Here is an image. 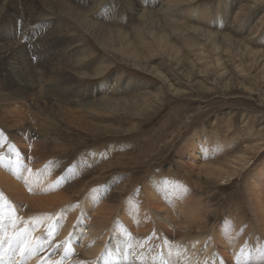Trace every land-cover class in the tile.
Listing matches in <instances>:
<instances>
[{"label": "rangeland", "instance_id": "rangeland-1", "mask_svg": "<svg viewBox=\"0 0 264 264\" xmlns=\"http://www.w3.org/2000/svg\"><path fill=\"white\" fill-rule=\"evenodd\" d=\"M9 2L5 9L0 6V42L17 48L16 66L37 87H33L31 94L34 98L31 92L14 95L13 83L4 80L0 73V165L13 170L14 180L21 170L23 175H39L35 167L28 166L34 165L31 157L35 164L52 165V174L43 179L46 185L42 183V191H48L46 196L52 195V191L63 192L66 204L37 227L42 236L47 235L53 242L59 241L62 234V247L68 246L52 250L47 260L57 261L60 257V264L79 262L82 251L70 245V238L75 237L77 229L85 234V222L88 226L93 224L91 227L95 225L96 202H103L108 210L103 212H108L105 214L114 224L118 220L115 212L134 197L142 207L151 208L142 214L140 222L147 227L146 236L139 233L136 222L132 227L135 233L126 224L118 223L117 236L127 232L135 241L149 242L155 248L168 244L177 250L179 241L185 240L183 237L196 239L211 234L219 223L236 226V221H242L239 227L246 233L240 235L245 247V251L240 250V264H264V258L259 256L264 250V232L255 222L258 217L254 216L253 197L249 194L254 175L264 196V0ZM140 14L148 16L145 22L138 23ZM78 19H84V25H77ZM151 31L156 32V38ZM164 35L178 53L176 60L168 54V45L157 43V38ZM108 38L112 44L107 43ZM125 39L131 48L122 50L118 45L124 46ZM128 50L130 54H126ZM132 52L136 59L132 60ZM43 86L52 88L53 97L57 96L51 98V105L38 97V90L45 89ZM105 101L109 107L103 105ZM98 102L103 106H91ZM48 104L54 107L48 110ZM57 106L62 108L57 110ZM234 157L243 162L229 164ZM226 163L228 167L219 172L224 173L222 176L215 171L210 172L213 176L207 174ZM153 183L158 185L159 195L152 191L161 203L149 202L146 196ZM23 185L24 194L30 195V187ZM167 190H176L169 211L173 210L181 220L191 219L196 203L204 204L201 212L193 213L196 225L190 227L187 235L182 225L164 214L168 204L163 195ZM10 193L11 196L0 190V201L12 207L11 215L20 226L15 232L28 234L34 220L43 214L39 211L32 215L34 210L27 209L28 203ZM93 193L99 195L94 207L88 210L83 200ZM154 211L159 215L155 217ZM25 221L29 222L23 224ZM154 221L162 222L173 235L159 236ZM104 223L107 229L108 221ZM70 226V234L65 237L64 229ZM10 237L0 232L1 244ZM48 244L47 241L44 250L49 248ZM13 247L9 246L12 251ZM228 252L225 258L229 264H239L232 260V251ZM218 255L215 263L227 264Z\"/></svg>", "mask_w": 264, "mask_h": 264}, {"label": "bare ground", "instance_id": "bare-ground-1", "mask_svg": "<svg viewBox=\"0 0 264 264\" xmlns=\"http://www.w3.org/2000/svg\"><path fill=\"white\" fill-rule=\"evenodd\" d=\"M8 1H11L12 3V0H0V6H2L3 8L2 9H5L7 8V4H8ZM15 2H17V0H14ZM26 2L28 1H31V2H38L40 0H25ZM55 2V0H53ZM62 2V0H60ZM134 1V0H133ZM136 1V0H135ZM14 2V3H15ZM44 2V1H43ZM64 2V1H63ZM7 3V4H6ZM9 2V4H11ZM46 3V1H45ZM67 3V2H66ZM13 4V3H12ZM31 5V3H29ZM63 4V3H61ZM70 4V3H68ZM140 4V3H139ZM34 5V4H33ZM36 5V4H35ZM38 5V4H37ZM36 5V6H37ZM54 5V4H53ZM58 5V4H57ZM7 6V7H6ZM13 6V5H12ZM17 6V5H16ZM29 6V5H28ZM48 6V5H47ZM52 6V5H51ZM56 6V4H55ZM64 5H62L63 7ZM31 7V6H30ZM39 7V6H37ZM43 7V6H42ZM49 7V6H48ZM58 7V6H57ZM60 7V5H59ZM61 7V8H62ZM65 7V6H64ZM13 8V7H12ZM16 8V7H15ZM74 8V7H73ZM136 8V7H135ZM1 9V8H0ZM35 9V8H34ZM33 9V10H34ZM41 9V8H40ZM47 9V8H46ZM38 10V9H37ZM74 10V9H73ZM6 11H8V9H6ZM40 11V10H39ZM51 11V10H50ZM53 11V10H52ZM59 11V10H58ZM62 11V10H60ZM3 12V11H2ZM17 12V11H16ZM32 12V10H31ZM78 12V11H77ZM4 14L6 12H3ZM13 13V12H12ZM34 13V12H32ZM8 14V13H7ZM67 14V13H66ZM69 14V13H68ZM78 14H82L80 12H78ZM1 15V13H0ZM6 15V14H5ZM75 15L76 12H75ZM8 16V15H7ZM31 16V15H30ZM68 16V15H67ZM71 16V15H70ZM73 16V15H72ZM12 17V16H10ZM15 17V16H13ZM85 17V16H84ZM1 18V16H0ZM5 18V17H4ZM69 18V17H68ZM76 18V17H75ZM137 18V17H136ZM148 16L147 15H142L140 14V17H138L137 21L138 23H142V22H145V19H147ZM12 19V18H11ZM17 19V17H16ZM151 19V18H150ZM154 19V18H153ZM9 20V19H8ZM73 20V19H72ZM89 20V19H88ZM149 20V19H148ZM4 21V20H3ZM2 21V22H3ZM10 21V20H9ZM14 21V19H13ZM37 21V19H36ZM0 22H1V19H0ZM11 22V21H10ZM39 22V21H38ZM5 23V22H4ZM14 23V22H13ZM2 24V23H1ZM44 24V23H43ZM52 24V23H51ZM84 25V19H78L77 20V25ZM15 25V23L13 24ZM2 26V25H1ZM12 26V24H11ZM16 26V25H15ZM53 26V25H52ZM94 26V25H93ZM4 27V26H3ZM79 27V26H78ZM91 27V25H90ZM147 27V26H146ZM154 27V26H153ZM9 28V27H8ZM14 28V27H13ZM42 28V27H41ZM149 28V27H147ZM15 29V28H14ZM95 30H97L96 28H94ZM93 29V30H94ZM152 29V28H151ZM158 29V28H157ZM45 30V29H44ZM85 30V29H84ZM150 30V29H149ZM25 31V30H24ZM27 31V30H26ZM83 31V30H82ZM100 31V30H99ZM104 31V30H102ZM148 31V30H147ZM155 31V30H154ZM158 31V30H156ZM94 32V31H93ZM92 32V33H93ZM97 32V31H96ZM26 33V32H24ZM85 33V32H83ZM87 33V32H86ZM99 33V32H98ZM101 33V32H100ZM27 34V33H26ZM34 34V33H33ZM47 34V33H46ZM95 34V33H94ZM97 34V33H96ZM140 34V32H139ZM149 34V33H148ZM151 35H153L155 38H156V32H153L151 31L150 32ZM50 35V34H49ZM85 35V34H84ZM87 35V34H86ZM100 35V34H99ZM116 35V34H115ZM40 36V35H39ZM121 36V35H120ZM146 36V35H144ZM152 36V38H153ZM36 37V36H35ZM45 37V36H44ZM110 38L112 37L113 39V36H109ZM117 37V36H116ZM26 38V37H25ZM30 38V36H29ZM107 38V37H106ZM108 38L107 39V43L110 44L111 43V39ZM125 38V37H124ZM48 39V38H47ZM46 39V40H47ZM151 39V38H150ZM158 41L157 43H162L164 44V46H169L167 47L168 49L167 50H171L168 54H170V57L172 56V59L173 60H176L177 57H178V53L176 52V50L173 49V47L171 46V44L168 42L167 38L164 36H161L160 38H157ZM209 39V38H208ZM44 38L42 39V43L43 42ZM39 41V40H38ZM106 41V40H105ZM2 42V41H1ZM0 42V73H2L3 75V79L4 80H9L10 82L13 83L12 85V89L15 93L14 95H18V93H30V95L33 93V87L35 88V83L31 82L32 79L27 77L26 76V72L21 68H18L16 66V64L18 65V57H17V48H14L13 46L10 45V47H8V42H4V43H1ZM32 42V41H31ZM40 42L39 45H41L42 43ZM50 42V41H49ZM57 42V41H56ZM115 42V41H114ZM39 43V42H38ZM55 43V41H54ZM53 43V44H54ZM123 43V42H122ZM10 44V43H9ZM17 44V43H16ZM35 44V43H34ZM112 44V43H111ZM38 45V44H36ZM48 46V45H47ZM120 47V49H124V48H131V44L128 42V39H125L124 40V46L123 44L121 45H118ZM159 46V45H158ZM238 47V46H237ZM23 48V47H21ZM60 48V47H59ZM112 48L114 49V46L112 45ZM164 48V47H163ZM213 48H216L213 47ZM83 49V48H82ZM119 50V49H118ZM132 50V49H130ZM130 50H128V53L126 54H130ZM246 50V49H245ZM20 51V50H19ZM18 51V52H19ZM24 51V49L22 50ZM53 51V50H52ZM166 51V50H165ZM144 52V51H143ZM164 52V50H163ZM168 51H166L167 53ZM110 53V52H109ZM134 58L133 59H136L137 58V55L135 52H132ZM19 55V53H18ZM42 55V54H41ZM58 55V54H57ZM22 57V55H20ZM169 56V55H168ZM260 56V54H259ZM25 57V56H23ZM130 57V56H129ZM256 57V56H255ZM43 58V57H42ZM182 58V57H181ZM20 59V58H19ZM44 59V58H43ZM23 60V59H22ZM172 60V61H173ZM50 61V60H49ZM53 61V60H52ZM23 62V61H22ZM29 62V61H28ZM57 62V61H56ZM82 62V61H81ZM134 62V61H133ZM136 62V61H135ZM134 62V64H135ZM31 63V62H30ZM78 63V62H77ZM76 63V65H77ZM138 62H136L135 65H137ZM140 63V62H139ZM28 64V63H27ZM55 64V63H54ZM80 64V63H79ZM78 64V65H79ZM40 65V64H39ZM81 65V64H80ZM53 66V65H51ZM75 66V64H74ZM139 66V65H138ZM64 68V67H63ZM58 70V69H57ZM56 70V71H57ZM60 72V71H59ZM33 73V72H32ZM32 73L30 75H32ZM58 73V72H57ZM61 73V72H60ZM59 73V74H60ZM58 74V75H59ZM75 74V73H74ZM100 74V73H99ZM57 75V76H58ZM64 75V74H63ZM62 75V76H63ZM66 75V74H65ZM33 76V75H32ZM57 76H55L57 78ZM61 78V76H58ZM68 77V75H67ZM66 77V78H67ZM82 77V76H81ZM98 77V75H97ZM34 78V77H33ZM37 78V77H36ZM35 78V80H36ZM72 78V76H71ZM63 79V77L61 78ZM60 79V80H61ZM3 80V81H4ZM41 79H39L40 81ZM59 80V79H58ZM76 81V80H75ZM5 83V82H4ZM7 83V82H6ZM37 83H39L37 81ZM10 84V83H9ZM198 84V83H197ZM234 84V83H233ZM8 85V83H7ZM66 85V84H65ZM235 85V84H234ZM4 86V85H3ZM68 86V85H66ZM71 86H72V83H71ZM236 86V85H235ZM6 87V86H5ZM4 87V89H5ZM37 87V86H36ZM40 87V86H38ZM44 87V86H43ZM51 87V86H50ZM70 87V86H69ZM42 88V87H41ZM45 89L42 91L38 90V93H39V96H42L43 99H45L46 102H48L50 105L54 103V99H51L53 97L52 94H54L52 92V90L50 88H48V86H45L44 87ZM50 90H48V89ZM63 88V87H62ZM7 89V87H6ZM38 89V88H37ZM12 91V92H13ZM11 92V91H10ZM35 92V91H34ZM101 93V92H100ZM35 94V93H34ZM12 95V96H14ZM21 95V94H20ZM24 95V94H23ZM22 95V96H23ZM29 95V96H30ZM33 95V94H32ZM31 95V96H32ZM19 96V95H18ZM28 96V94L26 95ZM30 96V97H31ZM36 96V95H35ZM55 97V96H54ZM53 97V98H54ZM57 97V96H56ZM55 97V98H56ZM29 98V97H28ZM32 98H34V96H32ZM32 98L30 99L32 101ZM59 98V97H58ZM14 99V98H13ZM21 99V98H19ZM35 100V99H34ZM39 100V98H38ZM24 101V100H22ZM20 101V102H22ZM57 101V100H56ZM67 101V100H66ZM72 101V100H71ZM107 101V100H106ZM105 101V102H106ZM112 103V100H108ZM35 102V101H34ZM39 103V102H38ZM41 103V102H40ZM39 103V104H40ZM72 103V102H71ZM79 103V102H78ZM47 104V103H46ZM48 104V110L51 109L52 106H49ZM57 104V103H56ZM61 104V102H60ZM15 105V104H14ZM45 105V104H43ZM102 104H100L99 102L98 103H93L91 106H93L95 109L99 106H101ZM104 106L106 107H109V102L107 103H104L103 104ZM102 105V106H103ZM42 106V105H41ZM47 106V105H46ZM112 106L113 103H112ZM45 108V106H43ZM23 108V107H22ZM43 108V109H44ZM62 106H57V110L61 109ZM69 108V107H68ZM92 108V107H91ZM103 108V107H102ZM43 109H42V112H43ZM47 109V108H46ZM56 109V108H54ZM53 109V110H54ZM66 109V108H65ZM104 109V108H103ZM110 109V108H108ZM17 111V108L15 107L14 111ZM23 110V109H22ZM52 110V111H53ZM89 110H92V109H89ZM100 110V108H99ZM25 111V110H24ZM66 111V110H65ZM69 111V110H68ZM13 112V111H12ZM20 112V111H18ZM17 112V113H18ZM28 112V111H27ZM46 112V111H45ZM63 112V111H62ZM9 113L10 110H9ZM69 113V112H67ZM19 114V113H18ZM40 114V113H39ZM92 114V113H91ZM16 115V114H15ZM41 115V114H40ZM20 116V115H19ZM18 116V117H19ZM23 116V115H22ZM70 116V115H69ZM15 117V116H14ZM25 117V116H24ZM37 117H40V116H37ZM66 118V117H65ZM24 119V118H23ZM42 119V118H41ZM20 120V119H18ZM18 123V122H17ZM19 124V123H18ZM24 124V123H23ZM16 125V123H15ZM14 125V126H15ZM28 129V128H26ZM20 130V129H19ZM25 130V129H24ZM19 136V135H18ZM17 137V136H15ZM16 139V138H15ZM22 141V140H21ZM24 141V140H23ZM44 143V142H43ZM6 144V143H5ZM21 145V143H20ZM36 145V144H35ZM45 145V144H44ZM37 146V145H36ZM22 147V146H21ZM42 148V147H41ZM201 156V155H200ZM195 158V157H194ZM193 158V159H194ZM198 158V157H197ZM201 158V157H200ZM32 161H33V164L34 165H28L30 167H35V169L37 170V172H39V175H36V173H34L33 175H28L27 173L25 175H23L21 173V171H19V173L17 175H19L17 177L16 180L12 179L13 177V170L9 171L7 170L6 168L3 169V167L0 165V184L1 185H4L6 187H3V186H0V190L2 191H5L7 195H10L11 196V193H13V197L16 196V199L18 198H21L20 200H24L25 203H28V206L29 208H27L29 211H31V208L32 210L34 211H31L30 213H32V215L34 214V212H39L42 213L43 215L39 218V219H35L34 220V225L35 227L37 226V224L43 220L44 218L48 217L49 215H55L56 214V211L60 208V207H63V204H66V201L62 200L64 199V196H62V193L61 194L58 192V194H53V191H52V195L50 196H46L47 192H43L42 190L44 189L42 187V183L43 182V179H46L48 177H50V175L52 174L51 170H52V165H48V163L46 162H43L40 164H35L36 160H34V157H31ZM191 159V158H190ZM26 160V159H25ZM91 160V159H90ZM204 160V159H203ZM108 161V160H107ZM196 161V160H195ZM243 161H240V158H237V157H234L232 160L228 161L229 164H233V165H238V163H242ZM101 163V162H100ZM105 163V162H104ZM196 163V162H195ZM221 164L220 167H215L213 168V170H207V174L210 173V172H214L215 173H219L220 171H223L225 170L228 166L227 164ZM52 164V163H51ZM67 164V163H66ZM186 165L187 164H190L188 162L185 163ZM191 165V164H190ZM196 165V164H195ZM200 165V164H199ZM198 165V166H199ZM245 165V164H244ZM188 166V165H187ZM192 166V165H191ZM204 166V165H203ZM208 166V164H207ZM90 167V166H89ZM210 167V166H209ZM10 168V167H9ZM86 168V167H85ZM198 168V167H196ZM199 168H202V166H200ZM206 168V167H205ZM204 168V169H205ZM242 168V167H241ZM41 169V170H40ZM207 169V168H206ZM205 169V170H206ZM210 169V168H209ZM237 169V168H236ZM58 170V169H57ZM62 171V170H61ZM204 171V170H203ZM229 171V170H228ZM57 172V171H56ZM59 172V171H58ZM72 172V171H71ZM224 172V171H223ZM230 173V171H229ZM71 174V173H70ZM199 174V173H198ZM220 174V173H219ZM224 173H221L219 176H222ZM233 174V173H232ZM210 176H213L211 173L208 174ZM215 175V174H214ZM71 176V175H70ZM78 176V175H77ZM218 176V175H216ZM208 177V176H207ZM215 177V176H214ZM217 178V177H216ZM71 179V178H70ZM76 179V177H75ZM66 180H69V179H66ZM211 180V179H210ZM55 181V180H54ZM184 180H182L183 182ZM25 183V186L27 187H30V192L31 194L30 195H27V194H24V190L22 188V186H24L23 184ZM47 183H50V182H47ZM73 183V182H72ZM78 183V182H77ZM150 183V182H149ZM45 184V183H44ZM67 184V183H66ZM97 184V183H96ZM100 184V183H99ZM39 185H40V188H39ZM46 185V184H45ZM81 185V184H80ZM47 188V186H45ZM74 187V186H73ZM149 189L148 191L146 192V196L147 198L149 199V202L152 201L154 203H161V200H160V197L159 196H156L153 191L159 195V188H158V185L153 183V184H150L149 186ZM249 187H250V191H249V194L253 197V200L251 201L252 205H253V208H254V216L255 214L257 215L258 217V220L255 219V222L259 224V226L261 227V230L264 232V196H263V193H262V186L261 184L259 183L258 181V178L254 175H252L251 177V181L249 183ZM5 188L6 190H3ZM76 188V187H75ZM78 188V187H77ZM71 190V188H70ZM153 190V191H152ZM10 191V192H9ZM50 192V191H49ZM46 193V194H45ZM166 194H164L163 196L166 198V201L168 206L165 208V215H170L171 218L175 221V224L179 223L178 225H182L185 229L184 233L185 235L189 234V229L191 226L193 225H196L193 221V218H194V212H201V206L204 205H200L201 201L198 202V204L196 203L193 207H192V215H191V219L189 218H184L183 220L179 219L178 216H175L174 215V211L171 210L169 211V208L173 206V202H172V198L175 196L176 194V190H172V191H169L167 190L165 192ZM5 194V193H4ZM99 195V194H98ZM97 193H93L89 199H87V196L85 197V199L83 200V204L86 206L84 208H87L88 210L93 206L94 202L97 200V197H98ZM6 197V196H5ZM12 197V198H13ZM239 198V197H238ZM13 200V199H12ZM66 200V199H65ZM14 201L17 203V204H20L22 205L18 200H13V203ZM30 201V202H28ZM61 201V203H59ZM99 202V201H98ZM98 202H96V209H95V212L97 216L94 217V220H96V222H93L95 225L91 227V224L90 226L89 223L87 225V223L85 222V234L83 235L78 229L76 230V233H75V237H72L70 238V244L71 246L74 248V247H77L78 251L81 250L83 254V260L78 263V264H216L215 263V258L218 257V253L221 254V256L223 258L226 257V251L228 252V250H231L232 251V254H234V259H236L237 263H242V261L240 260V255H241V252L240 250H244L245 251V247L244 245L242 244L243 241H241V232H243V230L241 231V228L239 227V225L242 223L239 222V221H236L238 224L235 225H231L229 224L228 222H224V223H219L216 228H214V230H212L211 234H206V235H202L200 236L199 238H196V239H191V238H184L185 240H182V241H179V245H178V249L175 250L176 254H172L171 252V248L168 246V244H165L163 246V251L162 252H157L155 251L153 248L154 246H149V242H143L140 240L141 243H143L139 249H134L133 247V244H132V241L131 239H129L128 237H122L121 239V236H117V233H118V230H117V224L118 223H123V224H126L132 232L135 231V228H132L133 227V223L136 222V224L139 225V233L141 234H146V230H147V227H142V224L140 223L142 221V214L145 212V211H151V208H144L142 207L143 204L140 203L139 205V200L137 201L136 198H130L129 200H127V202H125L122 207L119 208V210H117L115 212V216L116 218L118 219L116 221V223L112 224V220L109 221V218L108 216L105 214V213H108V212H103L105 209L106 206H103L102 203L99 204ZM108 202V201H107ZM99 204V205H98ZM118 204V203H117ZM98 205V206H97ZM102 205V206H101ZM106 205V204H105ZM199 205V206H198ZM66 206V205H65ZM110 206V205H109ZM113 206V205H112ZM18 207V206H17ZM24 207V206H23ZM94 207V206H93ZM104 207V208H103ZM114 207V206H113ZM203 208V207H202ZM207 208V207H206ZM75 209V208H74ZM107 209H108V206H107ZM10 210V206L5 204L4 202H0V222L2 223V230H1V233L2 235H11V237L6 240L5 244L9 243V241L11 240L12 243L16 246V249L15 251H10V250H7L5 249L3 253H0V257H2V259H0V264H48L46 262V259L44 258H39L42 254V251H47V250H44L43 248H40L39 246H44L46 241L44 238H38V236L34 233V230H33V233H30L27 235L26 238H23L21 237L19 234L17 235H13V232H12V221H13V218L11 216V214H8L7 215V219L4 221V216L9 212ZM91 210V209H90ZM108 211V210H106ZM179 211V210H178ZM74 212V211H72ZM28 213V212H27ZM29 213V214H30ZM39 213V214H40ZM18 214H19V211H18ZM36 214V213H35ZM88 214V213H87ZM90 214V213H89ZM88 214V215H89ZM112 214V213H111ZM72 215V214H71ZM92 214H90V217H91ZM155 217L157 215H159V213H156L154 211V214H153ZM20 216V215H19ZM23 216V214H22ZM25 216V215H24ZM37 216V215H36ZM39 216V215H38ZM37 216V217H38ZM58 216V215H57ZM233 216V215H232ZM21 217V216H20ZM19 217V218H20ZM28 217V215H27ZM89 217V218H90ZM114 217V216H112ZM234 217V216H233ZM233 217H230V219ZM22 218V217H21ZM93 218V217H92ZM105 218V219H103ZM145 218V217H144ZM204 218V217H203ZM24 219V218H23ZM115 219V218H114ZM21 220V219H19ZM27 220V219H26ZM46 220V219H45ZM65 220V218L63 219ZM67 220V219H66ZM93 220V219H92ZM15 221V220H14ZM24 221V220H22ZM30 221V220H29ZM28 221V222H29ZM84 221V220H83ZM105 222L108 221L106 227L107 229H105ZM229 221V220H227ZM21 222V221H20ZM27 221L25 222H22L23 224H27L28 223ZM68 222V221H67ZM66 222V224H67ZM76 222V221H75ZM235 222V221H234ZM19 223V222H18ZM46 223V221H45ZM153 223H155V225H158V228H157V234H159V236H161L162 238H166V237H171L173 235V232H171L170 230H168V228L162 223V222H157V221H154ZM74 224V223H73ZM77 224V223H76ZM81 224V223H80ZM83 224V223H82ZM81 224V225H82ZM6 225H10L9 229L7 230L6 229ZM18 225V224H17ZM32 225V224H31ZM30 225V226H31ZM40 225V224H39ZM43 225V224H41ZM243 225V224H242ZM245 225V224H244ZM29 226V227H30ZM48 226V225H47ZM46 226V227H47ZM120 226V225H119ZM20 227V226H18ZM23 227V226H22ZM26 227H28L26 225ZM42 227V226H41ZM45 227V226H44ZM67 227V225H66ZM77 227V226H76ZM204 227V226H203ZM244 227V226H243ZM242 227V228H243ZM257 227V226H256ZM81 228V227H80ZM198 229H200V225H198L197 227ZM245 228V227H244ZM23 229V228H22ZM28 229V228H27ZM69 229H71V226L68 227L67 229H64V234H65V237H66V233H68ZM26 230V229H25ZM82 230V229H81ZM51 231V230H50ZM155 231V230H153ZM47 232V231H46ZM22 233V232H21ZM53 233V232H52ZM51 233V234H52ZM61 233V231H60ZM135 233V232H134ZM243 233H246V232H243ZM26 234V233H25ZM50 234V232L48 233ZM70 234V233H68ZM62 235V234H61ZM132 235V234H131ZM135 235V234H134ZM184 235V234H183ZM184 235V236H185ZM254 235V234H253ZM252 235V236H253ZM58 236V235H57ZM56 236V237H57ZM60 236V235H59ZM146 236V235H145ZM191 236V235H189ZM188 236V237H189ZM199 236V234H198ZM264 236V235H263ZM55 237V236H54ZM62 237V236H61ZM182 237V236H181ZM180 237V238H181ZM193 237V236H192ZM196 237V236H195ZM244 237V236H243ZM78 238V239H76ZM137 238V237H136ZM245 238V237H244ZM54 239V238H52ZM59 239V238H58ZM62 239V238H61ZM66 239V238H65ZM246 239V238H245ZM68 240H69V237H68ZM243 240V239H242ZM58 242V240H57ZM66 243V242H65ZM170 244V243H169ZM174 244V243H173ZM177 244V243H176ZM68 246V244L66 245ZM64 246V247H66ZM62 247V248H64ZM72 248V249H73ZM55 250V249H54ZM212 250V251H211ZM1 251V250H0ZM76 251V250H75ZM74 251V252H75ZM80 251V252H81ZM58 252V251H57ZM71 252V251H70ZM254 252L256 253L257 252V249L254 250ZM44 253V252H43ZM229 253V252H228ZM227 253V254H228ZM259 253V252H258ZM261 254L259 255L260 256V259L264 258L262 257L264 255V250L262 252H260ZM225 256H224V255ZM61 255H62V251H61ZM77 255H80V254H77ZM58 256V255H56ZM76 257V256H74ZM78 257V256H77ZM228 257V255H227ZM68 259V258H67ZM77 259V258H76ZM226 259V258H225ZM51 260V259H50ZM75 260V259H74ZM63 261V260H62ZM223 262H225L224 259H222ZM256 261V260H255ZM226 262L227 264H229V261L228 259H226ZM258 262V261H257ZM262 263V261H260ZM61 263V262H60ZM236 263V262H235ZM50 264H59V263H50ZM67 264V263H66ZM75 264V263H74Z\"/></svg>", "mask_w": 264, "mask_h": 264}, {"label": "snow or ice", "instance_id": "snow-or-ice-1", "mask_svg": "<svg viewBox=\"0 0 264 264\" xmlns=\"http://www.w3.org/2000/svg\"><path fill=\"white\" fill-rule=\"evenodd\" d=\"M0 259H2V257H0Z\"/></svg>", "mask_w": 264, "mask_h": 264}]
</instances>
